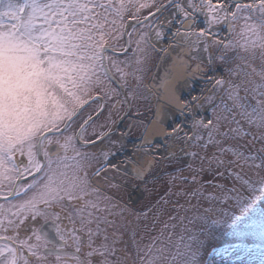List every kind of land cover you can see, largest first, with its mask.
Segmentation results:
<instances>
[{
  "label": "snow or ice",
  "instance_id": "snow-or-ice-1",
  "mask_svg": "<svg viewBox=\"0 0 264 264\" xmlns=\"http://www.w3.org/2000/svg\"><path fill=\"white\" fill-rule=\"evenodd\" d=\"M161 176L155 204L116 195ZM257 255L264 0H0V264Z\"/></svg>",
  "mask_w": 264,
  "mask_h": 264
},
{
  "label": "rangeland",
  "instance_id": "rangeland-1",
  "mask_svg": "<svg viewBox=\"0 0 264 264\" xmlns=\"http://www.w3.org/2000/svg\"><path fill=\"white\" fill-rule=\"evenodd\" d=\"M157 58H158V52L152 53L148 71H150V69H151V63H154L157 60ZM219 70L223 74V68L221 67ZM200 82L202 84H204L202 80H200ZM142 107H145V106H142ZM133 110H135V109H133ZM133 131H135L136 134L135 135L133 134L132 137L130 138V140L136 141V135L139 134V128H134ZM157 167H159V166H157ZM153 187L155 189H159V190H156L158 192H154L149 200L147 198L144 199V201L147 204H155L157 201L160 200V197L162 195H164L163 193L160 192V191H162V192L165 193L166 189L163 190V188L167 187L166 183H165V179L163 178V176H161V179L158 180L156 183H153ZM136 196H137V192L131 195V197H132L131 199L136 198ZM144 196H145V194H138L139 204L137 206L134 205L135 207L140 208V209L145 207L144 201L141 200V197H144ZM128 197L129 196H127V194L121 193L118 198H122L124 201H128L129 200ZM181 202L183 203V201H181ZM168 207L170 208L171 205H169ZM210 251H211V248L207 249L206 250V254H207V252H210ZM217 259H218V257H217ZM253 260H254V264H259V256L258 255L253 257Z\"/></svg>",
  "mask_w": 264,
  "mask_h": 264
},
{
  "label": "flooded vegetation",
  "instance_id": "flooded-vegetation-1",
  "mask_svg": "<svg viewBox=\"0 0 264 264\" xmlns=\"http://www.w3.org/2000/svg\"><path fill=\"white\" fill-rule=\"evenodd\" d=\"M141 111H142V112H146V111H147V106H145V107H141ZM129 116L132 117L133 119H135V118H136L135 110H133L131 113H129ZM127 122H128V121L126 120L125 123H127ZM121 127H123V125H121ZM141 131H142V129L139 128V134H137L136 137H138V136L140 135ZM133 134H134V135L136 134L135 131H133ZM131 141H132V142H135V141H133V140H131ZM120 179H121V178L118 176V177H117V182H119ZM137 183H138V182H137ZM138 188H139V187H127V188H121V189L116 193V195H117V197H119V194H120L121 192H123V193H130V192H133V191H137ZM140 188H144V185H141ZM151 188H152V187H151L150 185L147 184V189L150 190ZM109 192H111V190H109Z\"/></svg>",
  "mask_w": 264,
  "mask_h": 264
},
{
  "label": "water",
  "instance_id": "water-1",
  "mask_svg": "<svg viewBox=\"0 0 264 264\" xmlns=\"http://www.w3.org/2000/svg\"><path fill=\"white\" fill-rule=\"evenodd\" d=\"M165 71L166 69L160 65L156 71L155 77H162Z\"/></svg>",
  "mask_w": 264,
  "mask_h": 264
},
{
  "label": "bare ground",
  "instance_id": "bare-ground-1",
  "mask_svg": "<svg viewBox=\"0 0 264 264\" xmlns=\"http://www.w3.org/2000/svg\"><path fill=\"white\" fill-rule=\"evenodd\" d=\"M168 35H169V38H170L171 34H168ZM164 43L166 44L167 40H165ZM157 47H159V45ZM163 63H164V61L161 62V64H163ZM192 86L194 87V85H192ZM201 87H203V86L202 85H197V87H194V88H195L196 91H199ZM185 95H187V93H185Z\"/></svg>",
  "mask_w": 264,
  "mask_h": 264
}]
</instances>
